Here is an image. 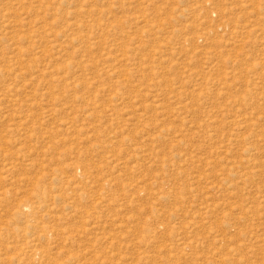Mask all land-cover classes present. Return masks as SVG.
Instances as JSON below:
<instances>
[{
    "label": "rangeland",
    "instance_id": "374dc122",
    "mask_svg": "<svg viewBox=\"0 0 264 264\" xmlns=\"http://www.w3.org/2000/svg\"><path fill=\"white\" fill-rule=\"evenodd\" d=\"M0 264H264V0H0Z\"/></svg>",
    "mask_w": 264,
    "mask_h": 264
},
{
    "label": "bare ground",
    "instance_id": "6f19581e",
    "mask_svg": "<svg viewBox=\"0 0 264 264\" xmlns=\"http://www.w3.org/2000/svg\"><path fill=\"white\" fill-rule=\"evenodd\" d=\"M36 253V252H35ZM38 253V252H37Z\"/></svg>",
    "mask_w": 264,
    "mask_h": 264
}]
</instances>
